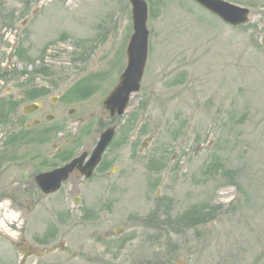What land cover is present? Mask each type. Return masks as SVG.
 <instances>
[{"label": "rangeland", "instance_id": "1", "mask_svg": "<svg viewBox=\"0 0 264 264\" xmlns=\"http://www.w3.org/2000/svg\"><path fill=\"white\" fill-rule=\"evenodd\" d=\"M145 1L140 89L110 118L129 0H0V264H264V0H227L250 11L239 26L192 0ZM30 87L59 95L69 150L117 125L112 177L38 197L26 158L39 144L10 130Z\"/></svg>", "mask_w": 264, "mask_h": 264}, {"label": "flooded vegetation", "instance_id": "2", "mask_svg": "<svg viewBox=\"0 0 264 264\" xmlns=\"http://www.w3.org/2000/svg\"><path fill=\"white\" fill-rule=\"evenodd\" d=\"M36 88L30 87L27 92H30L32 94V98L27 97L29 101L27 103L21 105L20 107V113L13 117V130L11 136L17 139H21L24 141H29V142H37L39 145H33L28 147L27 149L29 150V154H27L26 160H30L33 163L34 169H32L29 173V178L32 181V184L34 186V189L36 193L38 194L39 198H51L54 196H57L61 190L62 187L66 182H70L71 186L74 184H82L83 182L88 181L89 179L92 178L93 174L97 171L100 170L101 168L105 171L108 169V166L110 167V170L106 171V178L112 177V173H115L117 166L116 164L112 165H107L105 162V153L107 147L104 149L103 153L101 154V158L98 162V164L93 168L89 176H86L83 173V169L80 167H73L72 171L68 174L65 180L60 181V186L57 190L50 192V193H45L37 184L36 177L40 174L47 173L54 171L56 169H59L60 167H63L64 165H67L70 161L75 159L76 157L82 155L85 153V157L82 161L81 166H84V164L89 160L90 155L95 148L94 145L95 143L97 144V141L99 139V134L106 128L112 127L114 129V134L112 139L114 138L115 132L117 125L111 123L104 125L103 129L100 131L98 134L97 139L95 140L94 144H91L86 147H80L78 149H73L69 150L66 147V140L67 136L66 135V119L62 114V111L59 110L57 112L52 113L51 110L54 105H56V102L59 100V95L54 96L50 99H48L47 102H45V97L40 98L41 94L37 93ZM19 94V95H18ZM15 97H13L14 100L20 99V93H18ZM36 95V97H33ZM34 104L35 108L30 111V112H25L24 107L25 105H30ZM107 111V110H106ZM69 112H73V110H70ZM108 112V111H107ZM109 114V112H108ZM110 118L115 117V115H110ZM54 123V125L50 126L48 123ZM77 122L81 124L83 122V117L78 116L77 117ZM111 139V141H112ZM45 140L49 141V144H40L43 143ZM46 141V142H47ZM110 141V143H111ZM45 142V143H46ZM65 142V143H63ZM109 143V144H110ZM107 144V146L109 145ZM21 156V155H20ZM21 161L18 162V164L24 163V157L20 159ZM106 164V165H105ZM80 166V165H79ZM114 170V171H113ZM102 171V172H104ZM17 173H20L21 175H24L25 172L23 169L17 170ZM105 173V172H104ZM21 177H17L14 180H20ZM24 179V178H23ZM70 190L72 191L73 188L70 187ZM76 200L79 201L78 196L73 197V201L76 202ZM59 206V205H57ZM22 253H31L32 251H35L34 248H26L24 246L20 247ZM161 259V258H160ZM160 260H158L157 264H164L160 263Z\"/></svg>", "mask_w": 264, "mask_h": 264}, {"label": "water", "instance_id": "3", "mask_svg": "<svg viewBox=\"0 0 264 264\" xmlns=\"http://www.w3.org/2000/svg\"><path fill=\"white\" fill-rule=\"evenodd\" d=\"M131 5V20L133 33L126 46V65L119 76V80L103 100V106L110 111V115L122 114L128 106L131 93L139 90V80L145 68L148 52V35L146 27L147 4L145 0H129ZM201 7L220 18L225 24L238 26L246 23L249 18V9L224 0H193ZM35 105H25L24 111L30 112ZM114 134L112 127L106 128L99 134V140L93 149L89 160L81 166L85 153L76 157L67 165L51 172L40 174L36 177L37 184L45 192L57 190L60 181L65 180L73 167L78 165L83 173L89 176L93 168L98 164L101 154L111 141ZM80 165V166H79ZM78 202V200H76ZM26 256V253H23Z\"/></svg>", "mask_w": 264, "mask_h": 264}, {"label": "bare ground", "instance_id": "4", "mask_svg": "<svg viewBox=\"0 0 264 264\" xmlns=\"http://www.w3.org/2000/svg\"><path fill=\"white\" fill-rule=\"evenodd\" d=\"M90 10H92V8H90ZM85 11H88V9L85 10ZM82 15H83V13H82ZM49 17H50V16H47V18L44 17V18L40 21L39 25L37 26V30H38V33H39V34H41V33H45V32H47L48 30H50L51 25H52V23H51L52 21H49ZM51 17L53 18V16H51ZM86 24H87V23L84 22L82 26H84V25H86Z\"/></svg>", "mask_w": 264, "mask_h": 264}]
</instances>
